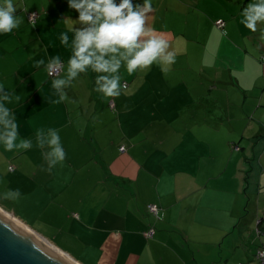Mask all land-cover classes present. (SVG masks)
<instances>
[{"label":"crops","instance_id":"obj_1","mask_svg":"<svg viewBox=\"0 0 264 264\" xmlns=\"http://www.w3.org/2000/svg\"><path fill=\"white\" fill-rule=\"evenodd\" d=\"M223 1L151 0L146 26L165 36L168 50L176 53L175 63L167 66L166 72L159 63H153L147 70L129 75L122 61L116 75L121 76L120 84L126 87L113 98L94 90L96 77L109 73H97L89 65L75 77L68 76L75 30L89 26L78 22L79 13L69 7L68 0H13L15 16L21 22L11 32H0V105L9 110L8 118L17 123V143L28 140L32 147L5 151L0 143V153L7 156L8 162L16 159V163L21 155L29 156L48 169L50 177L43 185L53 180L48 186L52 190H48V197L59 206L51 212L64 217L55 215L59 225L54 216L48 218L56 228L52 236L29 227L79 263L89 264L88 260L90 264H170L168 254L175 250L170 239L177 233L188 236L198 229L215 241L225 236L224 230L230 227L219 222L212 212L202 218L195 210L189 226L183 220L190 213V199L203 201L195 195L211 190L210 180L219 183L222 171L226 173L229 168H170L172 152L189 145H194V155L207 149L208 142L204 140L212 133L210 126L224 122L223 112L226 114L229 100H220L221 83L235 86L245 96L259 86L256 98L264 101V62L260 59L264 44L257 37L259 33L241 23V11L246 7L240 4L243 0ZM131 2L143 6L144 0ZM219 7L226 14L209 13ZM199 11L214 23L221 16L227 21L223 20L222 28L209 22V35L203 43L197 39L202 33L201 22L196 23V45L190 48L191 41H184L187 35L179 27L181 22L189 24V13ZM29 12L37 13L34 23L28 20ZM258 28L264 29L263 23ZM64 33L67 43H61ZM54 57L59 58L62 67L58 76L50 77L47 66ZM38 61L43 63L37 64ZM206 66L212 70L206 72ZM253 77L260 80L249 86ZM57 78L65 80L58 89L52 85ZM206 82H211L207 88ZM225 89L228 96L230 90ZM61 93L67 99L61 100ZM57 100L59 103H52ZM255 109L256 112L259 108ZM201 113L205 116L199 117ZM38 129L39 138L44 141L42 147L37 146ZM49 130L57 131L66 153L65 160L53 167L45 159ZM152 138L159 141L152 146L142 142ZM260 152L262 178L264 164L260 157L264 149ZM229 173L223 178L224 191L235 195L230 182L238 177V170L232 168ZM232 202L235 204V199ZM226 203L231 204L230 198ZM149 204L158 207L155 215L149 213ZM225 213L233 218L231 211ZM254 220L244 228L235 227L229 235L233 236L232 245L246 246L244 256L233 252L234 264H264L255 257L256 250L264 247V217ZM151 228L154 232L148 235ZM53 236L61 238L77 255L61 249L52 241ZM220 258V252H213L208 264H217Z\"/></svg>","mask_w":264,"mask_h":264},{"label":"rangeland","instance_id":"obj_2","mask_svg":"<svg viewBox=\"0 0 264 264\" xmlns=\"http://www.w3.org/2000/svg\"><path fill=\"white\" fill-rule=\"evenodd\" d=\"M207 2H212V0H205V3ZM254 2L255 0H243L240 4L247 6V4ZM209 13L212 15L226 14L222 7H219L217 10L211 9ZM205 15L206 14L200 11L194 14L189 13L187 20L189 24L187 25L186 22L185 24L183 22L180 24V30L187 35L184 37V41H191L192 45L189 43L190 48L196 45L194 37H196L195 33H197V31L193 28L196 23L201 22L202 33L199 34L197 39L200 40L201 38L202 43L209 35V22H212L213 25L215 24L214 20L209 19L207 16L205 17ZM221 19L227 21L224 16H221ZM262 23L264 26V22L257 24L255 33H259L257 37H259V41L264 44V29L261 30L258 28ZM225 29V31H227V28ZM212 37H215V34H212ZM252 38L254 41V37ZM263 55L260 56V59ZM205 70L207 72L212 70V68L206 66ZM251 80L253 83H250L249 86L255 84V82L260 79L258 77H253ZM209 83L211 82L205 83V88L209 86ZM225 87L230 90L228 96L225 95ZM258 87L259 86L256 88L259 89ZM220 88L221 93L219 97L222 103L229 100V104L225 106L226 114L223 112V115L226 117L224 122L215 123V127L210 126V128H212V133L206 135L204 140L205 143L208 142L207 149L198 151L194 155L192 152L195 151V147L194 145H189L187 149H178L179 153L172 152L171 155L174 154L171 158L173 164L170 168H229L226 173L221 170L224 174L218 179L219 183L215 182L216 179L210 180L208 186L211 190L203 191L195 195V197L204 198L203 201L200 199H190V213L187 216H183V220H187V226H189L190 219L194 215L193 212H195V210H197L202 218L207 217L209 212H212L213 217L222 224H224V222L230 224V227L224 230L223 235L225 236L216 238L215 241L217 242L213 241V238L207 236L205 232H201L198 229H194L192 234H188V236L183 232L177 233L178 236L170 239L175 248V250L168 254L170 264H208L210 261L208 258L212 257L213 252L221 253V258L218 260L217 264H234L231 255H233V252L236 250L235 253L238 252L241 256H244L243 250L246 246L239 244L236 246L232 245L230 240L233 236L229 237V235L233 232L235 227L244 228L249 221H255V218L259 219L264 217V175L261 178L262 166L258 158L261 154L260 151L264 149V101L260 102V100L256 98V88H254L252 93H247L246 96L245 92L239 91L235 86H224V84L221 83ZM123 92H125V90ZM258 104L259 106H257ZM255 108L259 109L255 112ZM203 116L205 115L202 113L199 115V117ZM229 130H231L230 140L226 142V134ZM258 134H260V136H256ZM151 140L153 142H151ZM151 140H143L142 142L152 146L155 141H159V139L156 140L155 138ZM173 140L174 136L170 138V142ZM236 145L238 148L233 147ZM180 151L184 153H180ZM260 158H262V164H264V152ZM15 160H13V162H8L7 156L4 153H0V207L20 217L32 229L52 236V233H56V228L53 229V222H48V218L54 216L56 225H59L56 216L64 217V215L61 213H57L56 215L55 213V216L54 213L51 212L52 209L59 208V206H56V203H51L48 197V190H51L48 186L52 184L53 180H49L46 186L43 185L46 178L50 177V174L46 172L48 169L44 168L42 165L39 166L36 161H31L29 156L21 155L19 163H16ZM9 165L11 166L9 167ZM232 168H237L238 170V177L233 183L230 182V187L236 192V197H234L235 195L232 193L224 191L225 184L223 178L230 174L229 172L232 171ZM36 171L37 173H35ZM259 182L261 186L258 185ZM217 184H219V186H217L218 189L216 188ZM227 184L229 183H226V185ZM240 188L242 190L239 195ZM15 189H19L20 191L19 198H4L5 194L15 196V191H10ZM228 198H230L231 204L226 203ZM233 199L236 201L235 204L232 202ZM258 203L259 212L256 210ZM60 208L63 209L62 207ZM230 211L231 214L233 213V218L231 219L225 213L228 212L227 214H229ZM240 214L242 216L238 218ZM47 222L50 225L47 224ZM177 238L179 239L177 240ZM51 239L56 242L61 249L70 251L69 253L73 256L77 255V251L69 248L61 238L53 236ZM217 257H219L218 254ZM87 262L90 264L88 260ZM210 264L212 263L210 262Z\"/></svg>","mask_w":264,"mask_h":264},{"label":"clouds","instance_id":"obj_3","mask_svg":"<svg viewBox=\"0 0 264 264\" xmlns=\"http://www.w3.org/2000/svg\"><path fill=\"white\" fill-rule=\"evenodd\" d=\"M70 8L75 9L78 22L89 25L86 28L75 30L74 52L68 60V76L75 77L78 72H84L86 66L91 65L97 73L113 75H100L96 77L97 87L94 89L105 97H118L121 89L126 87L120 84L121 76L116 75L121 68V62L129 75L137 70H147L153 63H159L163 71L175 63L176 53L169 51V42L163 34H158L151 27L146 26L147 14L152 11L151 0H144L143 6L133 5L131 0H68ZM16 7L13 0L0 2V32L8 33L20 24L15 16ZM241 23L250 31L257 30V24L264 22V0H255L247 4L241 11ZM34 25V24H33ZM66 33L61 35V43H67ZM168 50V51H166ZM108 56L109 58H105ZM43 63L38 61L37 64ZM59 63V58L54 57L50 63V75L56 70L53 65ZM102 82V83H101ZM65 83L64 79H54L52 85L59 88ZM2 90V89H0ZM8 97L5 96V99ZM61 100L67 99L61 93ZM59 103V101H52ZM9 110L0 105V143L5 151L17 149H30L28 140L18 141V129L15 119H9ZM41 129L37 130V146L42 147L40 140ZM47 144L49 151L45 155L49 167L62 163L66 153L60 142L56 130H49ZM15 196L4 195L5 199L19 198V189Z\"/></svg>","mask_w":264,"mask_h":264},{"label":"water","instance_id":"obj_4","mask_svg":"<svg viewBox=\"0 0 264 264\" xmlns=\"http://www.w3.org/2000/svg\"><path fill=\"white\" fill-rule=\"evenodd\" d=\"M0 207V264H80Z\"/></svg>","mask_w":264,"mask_h":264},{"label":"built area","instance_id":"obj_5","mask_svg":"<svg viewBox=\"0 0 264 264\" xmlns=\"http://www.w3.org/2000/svg\"><path fill=\"white\" fill-rule=\"evenodd\" d=\"M27 17H28V20L30 22L34 23L35 20H36V17H37V13L36 12H29ZM215 24H216L217 27L222 28L223 25H224V22H223L222 19H219V20H217L215 22ZM261 61L264 62V56H262ZM53 67L56 69V70H54L55 74L54 75H50L49 71L51 69L49 68V65L47 66V73H48V75L50 77H55V76H58L60 74L61 67H62V62L60 61L58 64L53 65ZM124 85L126 86V84H124ZM123 149H124V146H121L120 150H123ZM147 209H148L149 213L152 214V215H155L158 212V207L156 205H154V204H149L147 206ZM153 232H154V229L151 228L150 231H148L147 234L148 235L149 234H153ZM256 257L261 263H264V249L263 248H260V249H258L256 251Z\"/></svg>","mask_w":264,"mask_h":264},{"label":"bare ground","instance_id":"obj_6","mask_svg":"<svg viewBox=\"0 0 264 264\" xmlns=\"http://www.w3.org/2000/svg\"><path fill=\"white\" fill-rule=\"evenodd\" d=\"M12 218H14V219H18L17 217H15L12 213H10V212H8V211H6ZM19 220V219H18ZM37 235H39V234H37ZM40 236V235H39ZM42 237V236H41ZM44 238V237H43ZM46 239V238H45ZM47 240V239H46ZM50 242V241H49ZM51 243V242H50ZM54 245V244H53ZM55 246V245H54ZM56 247V246H55ZM57 248V247H56ZM58 249V248H57ZM60 250V249H59ZM61 251V250H60ZM63 252V251H62ZM65 253V252H64ZM70 256V255H69ZM76 261V260H75ZM76 262H78V261H76ZM79 263V262H78ZM81 264V263H80Z\"/></svg>","mask_w":264,"mask_h":264},{"label":"trees","instance_id":"obj_7","mask_svg":"<svg viewBox=\"0 0 264 264\" xmlns=\"http://www.w3.org/2000/svg\"><path fill=\"white\" fill-rule=\"evenodd\" d=\"M261 223V220L259 221V223L258 224H260ZM262 232V229H259V231H258V233H261ZM263 233H264V231H263ZM260 249V248H259ZM263 249H264V247H263ZM257 251V250H256ZM255 257H256V252H255ZM257 258V257H256ZM259 261V260H258ZM260 262V261H259ZM261 263V262H260ZM238 264H241V263H238Z\"/></svg>","mask_w":264,"mask_h":264}]
</instances>
